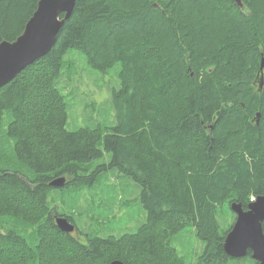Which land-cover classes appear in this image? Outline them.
Returning <instances> with one entry per match:
<instances>
[{
	"label": "trees",
	"instance_id": "1",
	"mask_svg": "<svg viewBox=\"0 0 264 264\" xmlns=\"http://www.w3.org/2000/svg\"><path fill=\"white\" fill-rule=\"evenodd\" d=\"M38 2L0 0V42L23 33ZM243 3L76 0L52 50L0 89V264H188L172 245L188 226L204 243L192 264L234 259L220 213L264 195V0ZM70 50L103 73L121 65L113 124L67 128L57 82L74 73ZM115 170L140 187L146 220L83 231L73 200L95 193L102 205ZM60 176L67 184L51 186Z\"/></svg>",
	"mask_w": 264,
	"mask_h": 264
},
{
	"label": "rangeland",
	"instance_id": "2",
	"mask_svg": "<svg viewBox=\"0 0 264 264\" xmlns=\"http://www.w3.org/2000/svg\"><path fill=\"white\" fill-rule=\"evenodd\" d=\"M66 59L72 60L74 73L72 75L69 72L65 73L57 84L58 86L60 84L59 87L63 89L69 104L67 128L74 130L98 122L104 125L116 122L112 92L121 85L119 77L121 65L117 64L106 73L100 72L91 67L85 55L78 50H70ZM69 74L71 78H68ZM108 158V155L105 156V159ZM107 181L98 189L102 205L98 204L99 198L95 193H88L81 200L79 198L73 200L76 209L71 215L75 216L80 228L89 233L97 228L101 235L112 232L119 234L136 229L146 220L145 209L138 199L140 187L127 176L119 175L116 170L109 172ZM124 203L126 207H123ZM219 222L224 229L230 227L235 222L233 211L230 208L222 209ZM74 233L77 234V231ZM172 245L184 255L188 264L196 261L204 247V243L198 239L191 226L178 233L172 240ZM228 264H255V260L251 255H247L243 258H234Z\"/></svg>",
	"mask_w": 264,
	"mask_h": 264
},
{
	"label": "water",
	"instance_id": "3",
	"mask_svg": "<svg viewBox=\"0 0 264 264\" xmlns=\"http://www.w3.org/2000/svg\"><path fill=\"white\" fill-rule=\"evenodd\" d=\"M237 1L243 8V0ZM75 4L76 0H39L23 33L14 41L0 42V89L52 50L58 33L71 16ZM154 6L158 7V4L155 3ZM259 85V89L264 86V56ZM260 118L261 113L258 112L257 123ZM50 184L54 187H64L67 178L57 177ZM231 210L236 218L223 241L225 253L232 258H243L251 254L257 264H264V195L257 196L247 208L240 202H232ZM56 225L63 232L73 233L76 230V225L66 217L56 216ZM110 264L127 263L116 259Z\"/></svg>",
	"mask_w": 264,
	"mask_h": 264
},
{
	"label": "bare ground",
	"instance_id": "4",
	"mask_svg": "<svg viewBox=\"0 0 264 264\" xmlns=\"http://www.w3.org/2000/svg\"><path fill=\"white\" fill-rule=\"evenodd\" d=\"M235 3H237L238 4V1L237 0H235ZM238 6H239V4H238ZM87 61V60H86ZM113 93V92H112ZM256 119V118H255ZM54 187V186H53ZM231 207V206H230ZM57 217H65V216H58L57 215ZM67 218V217H66ZM74 223V222H73Z\"/></svg>",
	"mask_w": 264,
	"mask_h": 264
}]
</instances>
